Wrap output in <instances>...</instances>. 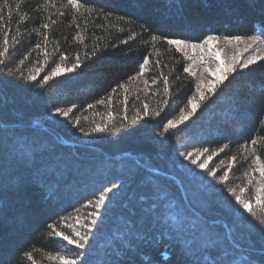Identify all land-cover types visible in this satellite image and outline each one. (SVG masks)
Instances as JSON below:
<instances>
[{
  "label": "trees",
  "instance_id": "obj_1",
  "mask_svg": "<svg viewBox=\"0 0 264 264\" xmlns=\"http://www.w3.org/2000/svg\"><path fill=\"white\" fill-rule=\"evenodd\" d=\"M79 2L76 9L67 0H9L7 6L0 0V51L8 34V51L0 56V264L74 258L79 250L55 233L76 238L93 211L100 216L83 264H143L145 255L152 264H194L184 249L192 230L177 227L185 219L210 226L236 248L237 259L264 264L258 227L264 205L255 202V189L264 183L257 170L264 164V54L216 94L206 93L178 128L163 127L178 119L180 108L191 110L188 97L199 100L197 78L183 71L188 59L168 40L192 44L207 35L259 34L264 43V0H240L232 11L220 0L207 8L199 0ZM73 63L74 70L42 80L56 64L63 70ZM56 108L72 112L64 117ZM98 124L108 130L91 132ZM21 140L40 147L49 173L18 190L8 160ZM188 152L193 156L186 159ZM197 156L208 168L199 171L191 162ZM113 184L105 206L95 209L101 190ZM229 189L250 200L257 216Z\"/></svg>",
  "mask_w": 264,
  "mask_h": 264
},
{
  "label": "snow or ice",
  "instance_id": "obj_2",
  "mask_svg": "<svg viewBox=\"0 0 264 264\" xmlns=\"http://www.w3.org/2000/svg\"><path fill=\"white\" fill-rule=\"evenodd\" d=\"M4 5L7 6L9 0H3ZM213 2V0H199V3L202 7L207 8L210 6V4ZM220 2L224 3L228 10L232 11L239 7L240 0H220ZM250 4H256V0H248ZM67 5L71 6L72 8L79 9L83 5L79 2V0H67ZM261 11H264V4L260 5ZM11 15V12L9 13ZM19 19L23 20L25 19L24 16H20ZM0 21H3V16L0 15ZM54 24L55 21H52ZM49 23H44L43 28L47 29L49 28ZM225 40H228L231 42V40L240 41L243 39L241 36H225L223 37ZM218 39L215 35H207L204 40L200 44L192 43L188 44L184 40H178V39H170L168 40V43L170 45H175L177 47V50H181L182 47H191L193 51H195L197 48H200L203 50L204 45H208V51L210 54L213 55V58L217 61V66L213 68L205 67V72L209 74L211 79L207 81L205 84L204 80H200L199 83L196 85V93L199 94V100H197L195 94L193 96L188 97L187 103L190 105L191 110L188 112H185L183 108H180L179 110V117L178 119H169L167 120V123L163 126L164 130L167 132L169 129H176L179 125L187 121L193 113L197 111L198 108H200L201 103L205 101L208 96L206 95H214L217 92V89L225 84L230 78L232 74H235L238 69H247L250 65L256 64L257 61L261 60L260 56H253L247 58L246 62H242L239 55L234 56L230 62H226L221 57L220 50H216L215 52H212V44L214 41ZM250 39L253 41V43L259 39V37H250ZM3 44L4 48L2 51H0V56L5 55L7 53L8 48V34L5 32L4 38H3ZM252 47V44H248L244 51H248L249 48ZM63 59V57H62ZM200 61L202 64L206 65L207 62L204 61L203 57H200ZM195 62V61H194ZM23 63V61H21ZM144 63H148L147 58H145ZM159 61H157V64ZM0 64H3V61L0 60ZM77 67L76 63L72 64L71 68H64L61 69L60 64H56L55 67L51 69V72L45 76L42 77V80L47 83L50 80H53L55 77H58L61 75L62 71H72ZM141 70L144 68V64L140 65ZM185 73H190L191 75L195 76L196 73L192 71V66L188 65L183 69ZM37 72H39V69H37ZM11 74V73H9ZM28 80H35V75H29L27 77ZM168 77H164V83L167 84ZM103 102V101H101ZM91 107V105H89ZM145 108H147V105H145ZM55 112L58 113L61 116L68 117L69 114L72 112V108H69L67 110H62L60 108H56ZM77 123L79 121L77 120ZM264 123V121H262ZM106 125L98 124L95 127L91 128V132L93 133H102L107 131ZM80 131L83 132L84 129L81 127ZM252 145H256V140L251 141ZM193 156L192 152H188L185 158H191ZM199 159V156H197L195 159H192V163L196 164L197 160ZM212 157H208V160H211ZM235 157L232 158L233 162H235ZM260 157H256V161L259 162ZM8 167L11 169L12 173L14 174V186L18 190H22L26 185L30 183H36L37 178H45L49 173V167L47 165V161L43 159V152L40 149V147L35 143H28L26 140H21L18 142V145L12 150V152L9 155L8 160ZM199 167L202 169L208 168L207 162L200 163ZM231 169V164L229 165V170H225L223 172V175L219 177L221 183L225 182L228 179L229 171ZM260 173V176L262 178V181H264V164H260L258 169ZM209 175L216 176L217 173L215 170H209ZM252 181L249 180V184H251ZM46 186V185H45ZM116 187V185L113 184L111 188H104L101 190L98 198L95 200L94 208L99 209L103 206H105L106 199H109V194L113 191V189ZM2 188L3 184L0 182V198H2ZM230 192L233 193L235 196L236 202L242 206L244 210H246L252 217H256L257 213L253 209V204L248 199H242L240 195H236L234 190L229 189ZM241 192H245V188L240 189ZM162 199H166V195H162ZM255 202L256 205H264V183H262L261 187H257L255 189ZM89 204H92V201H88ZM100 212L93 211L90 216L89 220L90 222H85L81 225L85 229L83 233L80 231L75 232V237L72 238L70 235H66L64 232H56L55 235L60 236L63 240L67 241L69 244L75 245V247L79 250L75 257H66L57 254L56 256L50 257L51 259H59L62 264H83L82 258L86 256V253L84 249L86 248V245H88L90 241V230L96 226L97 220L95 217H99ZM79 222V221H78ZM177 227L178 228H184L188 227L191 231V238L184 241V249L186 254L189 257H195L194 264H251L250 261L244 260V259H237L239 256V253L237 252L236 248H230L222 239L216 237L213 232L211 231V227L204 226L202 223L197 222L196 220H177ZM258 227L261 230V250L264 251V219H259ZM203 229V231H201ZM137 238L141 240H146V236H142L140 234H136ZM131 240L127 241V244H131ZM116 247L120 249L121 251H125V245L121 243H117ZM29 255V258H31V255ZM167 258V253H163ZM143 264H152L151 258L145 255Z\"/></svg>",
  "mask_w": 264,
  "mask_h": 264
},
{
  "label": "rangeland",
  "instance_id": "obj_3",
  "mask_svg": "<svg viewBox=\"0 0 264 264\" xmlns=\"http://www.w3.org/2000/svg\"><path fill=\"white\" fill-rule=\"evenodd\" d=\"M250 37H259L254 43L250 39ZM246 37L241 39L240 41L225 40L224 38H218L212 44V52L216 50H220L221 57L226 62H230L234 56L239 55L242 62H246L247 58L253 56H262L264 54V43L261 42V38L259 34H255L253 36ZM196 43V44H200ZM189 44V43H188ZM248 44H252V47L248 49V51H244L245 47ZM190 45V44H189ZM177 48V47H176ZM184 56L188 59L189 65L192 66V71L196 73L195 77L197 78L198 82L200 80H204L205 84L209 79L212 77L209 76L207 72H205V67L208 68H215L217 66V61L213 58V55L208 51V45H204L203 50L197 48L195 51L189 47H182L180 50ZM200 57H203L204 61L207 62L206 65L202 64L200 61ZM195 61V62H194ZM202 159L197 160L196 166L200 170L199 164L202 163Z\"/></svg>",
  "mask_w": 264,
  "mask_h": 264
}]
</instances>
